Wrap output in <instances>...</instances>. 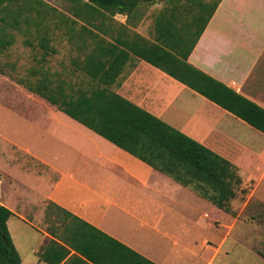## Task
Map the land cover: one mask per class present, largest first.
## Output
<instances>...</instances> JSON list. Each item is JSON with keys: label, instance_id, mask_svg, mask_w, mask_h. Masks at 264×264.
<instances>
[{"label": "crops", "instance_id": "0c3cea01", "mask_svg": "<svg viewBox=\"0 0 264 264\" xmlns=\"http://www.w3.org/2000/svg\"><path fill=\"white\" fill-rule=\"evenodd\" d=\"M210 13L187 0H139L126 14L93 11L86 23L77 20L75 36L67 26L60 38L67 47L60 52L45 39L44 86L37 76L30 91L42 109L29 123L39 142L26 151H0V171L17 165L39 197L24 203L0 195L14 215L9 232L17 219L35 234L26 258L11 236L21 264H94L83 252L114 264L111 240L154 264H264V251L253 243L261 229L251 209L254 203L264 207V133L132 52L96 51L99 42H154L161 23L185 43L177 56L181 64ZM83 26L94 35H81ZM91 54L96 66L120 67L118 76L111 69L91 78ZM186 63L264 110V0H222ZM103 88L231 163L241 184L227 208L214 204L206 183L182 185L59 109L72 106L82 115L78 100Z\"/></svg>", "mask_w": 264, "mask_h": 264}, {"label": "trees", "instance_id": "16d2710c", "mask_svg": "<svg viewBox=\"0 0 264 264\" xmlns=\"http://www.w3.org/2000/svg\"><path fill=\"white\" fill-rule=\"evenodd\" d=\"M15 1L18 0H0V6ZM64 1L72 3L74 6V21L68 27V33L71 36L77 34L74 26L77 24V20L86 23L92 18L93 11L99 12L103 16L126 14L130 13L139 2V0ZM221 1L215 0L213 3H209L205 0H187V3L201 9L205 7L208 10L211 9V13L205 19L194 42L181 56L184 60L181 62L184 68L178 63L177 56H179V49L185 43L174 40L172 28L161 23L157 24L154 42L136 46L99 42L96 45V51L103 56L118 52L129 56V52H132L264 133L263 109L186 63ZM80 34L90 37L94 35L93 30L87 26L81 28ZM89 46L92 45L85 44L86 49ZM87 62L90 63L87 74L93 79H98L99 72L103 70H106L107 75L113 72L114 78L120 72V67L111 68L107 63L96 66L93 54L88 57ZM111 69H113L112 72H110ZM106 84L109 85L108 82ZM70 107L59 106V109L182 185L188 186L192 180L209 185L214 192L210 199L217 207L226 209L227 203L236 197L235 188L241 184V180L231 163L147 111L111 92L108 88L86 92L78 100L76 107L83 109L82 115L74 112L75 110L71 111ZM53 206L69 218L77 220L64 209ZM13 216L8 208L0 204V264H21L22 262L8 229V222ZM84 225L90 227L87 224ZM111 241L115 246L114 264H154L118 242ZM83 254L90 262L103 264L92 254L87 252H83Z\"/></svg>", "mask_w": 264, "mask_h": 264}, {"label": "rangeland", "instance_id": "374dc122", "mask_svg": "<svg viewBox=\"0 0 264 264\" xmlns=\"http://www.w3.org/2000/svg\"><path fill=\"white\" fill-rule=\"evenodd\" d=\"M73 9V4L64 0H18L0 6V151H26L39 142L38 132L29 123L42 109L32 103L30 91L37 88V76L40 89L44 86L45 39L57 52L67 47L60 38L73 24ZM0 179L1 200L29 203L39 198L30 190L27 173L19 171L17 165H6ZM252 208L256 209L253 213L261 229L253 243L264 251V207L254 203ZM9 225L21 256L26 258L34 245V231L17 219Z\"/></svg>", "mask_w": 264, "mask_h": 264}]
</instances>
